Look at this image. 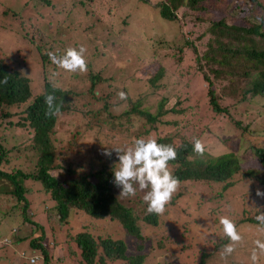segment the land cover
<instances>
[{
	"label": "rangeland",
	"instance_id": "obj_1",
	"mask_svg": "<svg viewBox=\"0 0 264 264\" xmlns=\"http://www.w3.org/2000/svg\"><path fill=\"white\" fill-rule=\"evenodd\" d=\"M80 1L0 0V60L23 71L30 80L34 95L38 94L41 84V52L36 47L42 48L45 44L48 53L50 41L49 46L53 48L51 52L63 54L68 46L84 45L87 49L86 72L69 73L56 65L53 70H49L48 65L44 68L46 72L43 71L45 78L56 87L71 92L75 98V110L80 111L84 105V109H96L100 106L101 98L109 93L113 94L114 100H119L118 92L123 91L129 96H145L144 107H148L153 114L155 105L165 98L164 108L181 105L188 109L184 117L179 118L178 131L170 126H161L157 136L177 133L186 140L197 136L192 132L203 130L204 134L195 138L202 140L208 153L219 156L234 150L241 168L259 169L251 151L247 150V144L249 141H260V145L264 146V117L257 115L258 112L251 105H238L236 98L222 99V106L230 105L228 115L212 116L215 123L214 126L210 125V141L203 139L207 130L205 126L202 128L203 123L198 122V119L209 120L210 117L205 103L206 84L195 64L189 62L191 57L185 55L179 62L170 59L162 61L164 72L156 88L152 89L146 82V77L155 71V67H152L154 62H146L152 59V45L148 37L159 36V41L164 43L156 45L155 49L164 51V54L176 50L177 44L185 40L191 41L196 52L201 53L210 37L208 23L226 14L228 22L240 23L247 14L246 6L252 8L253 3L248 0H201L197 4L202 10L178 9L177 21L168 22L162 20L152 8L159 0H148L147 4L139 0H102L100 4L95 2L96 7L86 2L80 6ZM184 1L188 3L191 0ZM215 4H219L218 12L214 10ZM253 15L257 16L256 12L250 13L248 18L252 19ZM88 71L92 74L101 73L105 79L94 87L95 96L88 92ZM53 73L57 75L53 76ZM225 84L228 85L227 82L216 81V93H221ZM176 102L179 104L176 105ZM201 105L208 115L203 112ZM24 106L13 108L11 112L19 113ZM16 115L10 118L12 122L17 121ZM78 118L76 114L60 117V121H57L59 133L72 131L79 123ZM4 124L5 120L0 119L3 146L9 149L14 144L21 152L9 153L8 163H2L0 168L6 172L23 169L27 173L33 168L34 161L27 152H23L30 135L26 134L25 129L15 126L7 125L4 129ZM244 126H248L253 139L238 138L241 134L239 130ZM82 138L85 150L81 149L88 154L91 144L87 140L86 131L82 132ZM61 146H64L63 142ZM262 173L259 169L257 177L261 176V179L258 180L241 177L239 171L232 176L231 186L225 189L222 183H180L172 197L173 203L166 205L165 212L157 216L155 227L139 222L142 236L140 241L118 231L121 227L115 221L92 220L74 210L70 211L68 219L61 226L52 225L46 221L42 211V205L44 209L47 202L38 204L44 199L43 191L38 183L30 180L25 181V198L29 203L26 213L46 234L43 244L51 248L49 254L52 264H78L79 252L71 238L79 232H88L96 241L106 238L121 240L126 245L127 253H132L134 246L141 244L138 253L144 257L142 264H198L202 255L211 252L214 245L222 240L224 233L219 223L221 216H228L235 222L242 240L232 255L222 258L221 250L230 242L227 238L213 256H204V264H251L250 254L255 247L254 241L264 240V234L258 231V225L246 220L255 219L259 214L257 208L264 211V198L256 196L257 188L264 191ZM137 190L138 194L133 197H121V201L136 212L140 207L135 206V203L144 195L139 187ZM50 220L55 222L54 219ZM15 231L16 236H28L29 227L22 224L21 207L14 197L0 193V245L5 246L3 250L0 249V264H29V257H40L36 251L27 247L26 240L13 243ZM8 243L11 244L9 247ZM71 252L76 254L72 256ZM108 264L125 263L116 261ZM257 264H264V254H259Z\"/></svg>",
	"mask_w": 264,
	"mask_h": 264
},
{
	"label": "trees",
	"instance_id": "obj_2",
	"mask_svg": "<svg viewBox=\"0 0 264 264\" xmlns=\"http://www.w3.org/2000/svg\"><path fill=\"white\" fill-rule=\"evenodd\" d=\"M101 1L81 0L78 4L84 6L86 2L96 7L95 2L100 4ZM139 1L148 3V0ZM197 1L201 0H191L188 3L184 0H159L152 8L162 20L171 22L177 21L178 9L202 10ZM248 2L253 3V6L252 8L246 6L247 14L243 16L242 22H228L226 14L217 21L208 23L207 31L210 37L201 53L196 52L191 41L185 40L177 44L176 50L164 54V51L155 49L156 45L164 43L159 41V36L147 38L151 41L153 60L146 62L149 64L153 61L152 67H155V71L146 77V82L152 89L156 88V83L163 75L162 61L166 59L179 62L187 55L191 57L189 62H193L197 67V72H201V78L206 84V108L210 114L209 120L198 119V122L203 123L202 128L205 126L207 130V135L203 138L205 141H210L209 133L212 131L210 125L214 126L215 123L212 116L228 115L230 105H221L226 97L236 98L238 105L239 103L251 105L258 112L257 115L264 117V0H248ZM218 7L219 4H215L214 10L217 12ZM255 12L257 16L253 15L254 17L249 19V14ZM49 43L50 41H48V52H51L53 48ZM45 47V44L42 48L36 47V50L41 52L39 55L41 84L36 95L32 93L30 80L21 72L22 70L10 67L0 60V119L5 120L2 127L5 129L8 126H15L26 130L30 138L23 152H27L34 160L33 168L27 173L23 169L6 172L0 168V182H3L0 185V193L14 197L21 207L22 224L29 227V233L28 236H19V234L16 236L15 231L13 243H22L26 240L27 247L40 255V257H29L36 258L33 264L37 262L52 264V257L49 254L51 248L43 244L46 234L41 226L32 222L27 216L29 203L25 198L26 180L36 182L41 187L44 199L38 204L47 202L44 209L42 205V211L45 213L46 221L52 225L61 226L60 224L68 219L70 211L74 210L92 220L115 221L121 227L117 229L118 231L138 241L142 239L140 221L151 227L157 225L158 215L147 213V205L143 198L135 203V206L140 207L136 212L134 208L121 201L123 200L119 196L121 189L113 183L112 166L118 162L113 149L130 145L134 138L153 136L158 143L172 144L177 150V158L169 161V169L180 183H222V188L225 189L231 186L232 176L239 171L244 178L260 180L261 176L257 177L259 169L264 175V146L260 145V141L258 143L249 141L247 144V150L251 151L259 165L257 170L241 168L234 150L219 156L212 155L207 150L203 155L196 154L193 151L192 141L195 137L204 134L203 130L192 132L197 136L186 140L177 133L157 136V130L161 126H170L178 131L179 118H183L188 109L181 105L164 108L165 98L155 105L153 114L149 112L148 107H144L145 96L126 94V99L114 100L112 93L102 97L100 106L96 109H84L86 107L84 105L80 111L75 110V98L71 92L56 87L44 76L46 72L44 68L50 65L49 70H53L55 65L49 59ZM6 76L7 83H3ZM86 80L89 82L88 92L93 96L96 95L94 87L105 81L101 73L92 74L90 71L87 72ZM216 81L228 83L219 94L214 87ZM47 94H53L56 103L62 105L60 113L56 116H45L47 106L44 101ZM96 99L99 100L98 97ZM23 104L25 106L19 113L11 112V109ZM201 108L206 114L202 105ZM16 114H18L17 121L12 122L10 118ZM70 114L78 115L79 123L72 131L59 133L57 121L60 117ZM168 117L171 119L167 120ZM1 129L3 128L0 127V165L8 163L9 153L21 152L18 151L17 145L12 144L9 149L3 146ZM83 131H86L87 140L91 144L88 154L82 147ZM239 132L241 134L238 138L253 139L248 126H244ZM62 142L64 146H61ZM105 149L112 151L111 157L103 155ZM261 183L264 185V182ZM134 187L138 189V185ZM170 203L173 201L171 200ZM50 219H54L55 222H51ZM246 221L258 225V221L254 218ZM48 229L51 230L49 226ZM221 239L211 252L202 255L198 264H204V256L211 254L213 256L216 249L225 244L227 237L223 235ZM71 242L79 252L78 264H105V262L108 264L116 261L125 264H142L144 262L143 255L138 253L141 251V244H136L133 252L127 253L126 245L121 240L106 238L96 241L88 232L76 233L71 238ZM10 245L8 243L7 246ZM3 247L0 246V249L3 250ZM75 254L70 253L72 256ZM24 257L22 253V258Z\"/></svg>",
	"mask_w": 264,
	"mask_h": 264
},
{
	"label": "clouds",
	"instance_id": "obj_3",
	"mask_svg": "<svg viewBox=\"0 0 264 264\" xmlns=\"http://www.w3.org/2000/svg\"><path fill=\"white\" fill-rule=\"evenodd\" d=\"M86 52V47L80 45L68 46L63 54L48 52L47 55L57 68L69 73H82L87 71ZM55 75L57 73H53V76ZM3 83H7V76ZM118 96L120 99H126V93L123 91L118 92ZM44 102L47 106L46 117L60 113L62 105L56 103L53 94H47ZM192 144L196 154H204L205 145L201 139L194 138ZM113 150L118 161L112 166L113 183L121 189L119 196H135L137 188L134 185H138L144 192L143 201L147 205V213L162 215L180 186V180L169 169V161L177 158L176 148L172 144L158 143L156 138L148 136L134 138L130 145ZM103 155L111 157L112 151L105 149ZM256 196L264 198V191L257 188ZM257 210L259 214L255 219L258 221V231L264 234V211L259 208ZM219 223L224 235L230 241L221 250V257L226 258L235 252L242 236L237 231L235 222L228 216H221ZM254 244L255 247L250 254L251 264H257L259 254H264V240L257 239Z\"/></svg>",
	"mask_w": 264,
	"mask_h": 264
},
{
	"label": "built area",
	"instance_id": "obj_4",
	"mask_svg": "<svg viewBox=\"0 0 264 264\" xmlns=\"http://www.w3.org/2000/svg\"><path fill=\"white\" fill-rule=\"evenodd\" d=\"M0 246H1V245H0ZM28 260H29L28 262H29L30 264H33V263L35 262L36 258H29Z\"/></svg>",
	"mask_w": 264,
	"mask_h": 264
}]
</instances>
